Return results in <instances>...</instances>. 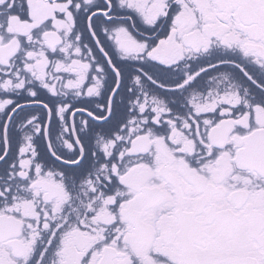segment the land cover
Here are the masks:
<instances>
[{
  "label": "snow or ice",
  "instance_id": "6c2138e0",
  "mask_svg": "<svg viewBox=\"0 0 264 264\" xmlns=\"http://www.w3.org/2000/svg\"><path fill=\"white\" fill-rule=\"evenodd\" d=\"M0 264H264V0H0Z\"/></svg>",
  "mask_w": 264,
  "mask_h": 264
}]
</instances>
